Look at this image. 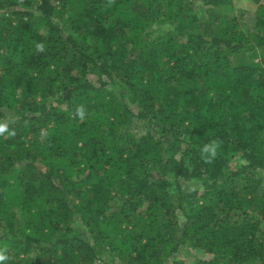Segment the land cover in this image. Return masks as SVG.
Returning a JSON list of instances; mask_svg holds the SVG:
<instances>
[{
    "label": "trees",
    "instance_id": "trees-1",
    "mask_svg": "<svg viewBox=\"0 0 264 264\" xmlns=\"http://www.w3.org/2000/svg\"><path fill=\"white\" fill-rule=\"evenodd\" d=\"M250 1L0 0L5 264H264Z\"/></svg>",
    "mask_w": 264,
    "mask_h": 264
},
{
    "label": "rangeland",
    "instance_id": "rangeland-1",
    "mask_svg": "<svg viewBox=\"0 0 264 264\" xmlns=\"http://www.w3.org/2000/svg\"><path fill=\"white\" fill-rule=\"evenodd\" d=\"M231 7H232L231 13L235 16L237 15L238 18L243 23V21H245L246 18V13L253 11L255 5L250 0H231ZM185 252L190 254L188 256L190 257L191 260L192 254L190 253V251L188 250Z\"/></svg>",
    "mask_w": 264,
    "mask_h": 264
},
{
    "label": "clouds",
    "instance_id": "clouds-1",
    "mask_svg": "<svg viewBox=\"0 0 264 264\" xmlns=\"http://www.w3.org/2000/svg\"><path fill=\"white\" fill-rule=\"evenodd\" d=\"M39 48H42L43 45H38ZM78 115L83 118L84 113L83 110H78ZM7 133L9 135H14L13 131L9 130V126L7 123H0V134ZM204 151L211 153L212 155L215 154V146H206ZM8 260L7 249L0 248V264H5Z\"/></svg>",
    "mask_w": 264,
    "mask_h": 264
}]
</instances>
